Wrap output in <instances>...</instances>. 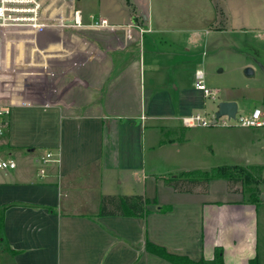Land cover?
Here are the masks:
<instances>
[{"label": "crops", "instance_id": "obj_1", "mask_svg": "<svg viewBox=\"0 0 264 264\" xmlns=\"http://www.w3.org/2000/svg\"><path fill=\"white\" fill-rule=\"evenodd\" d=\"M87 2L85 22L109 26L0 29V97L13 103L0 147L17 161L0 170V264H176L148 243L204 264H259L264 123L182 117L207 107L196 82L209 52L260 34L264 0ZM223 100L239 111L234 92ZM48 152L59 161L44 164ZM223 168L249 172L256 190L222 177L205 193L167 183ZM134 195L149 201L146 216L112 214L109 201L101 214L103 198Z\"/></svg>", "mask_w": 264, "mask_h": 264}, {"label": "rangeland", "instance_id": "obj_2", "mask_svg": "<svg viewBox=\"0 0 264 264\" xmlns=\"http://www.w3.org/2000/svg\"><path fill=\"white\" fill-rule=\"evenodd\" d=\"M75 6L83 8L86 12L88 8H95L94 4L88 3L87 0H76ZM259 35L248 32L235 36V45L226 48L220 46L219 49L209 52L208 61L203 65L205 72V84L211 91H217L216 99L207 98L206 109L200 112L210 119L216 111L218 104L223 101L225 92H234L235 95L242 99L238 116L250 114L256 106L264 112V98L261 99L259 91L264 90V28L259 31ZM252 68L255 72L253 76H247L245 70ZM263 97V95H262ZM264 116H262V119ZM226 120L229 123H237L236 120H228L222 117L219 120L221 125ZM222 178L228 180L229 189L254 191L256 185L251 180L249 183L244 178L242 183L233 181L235 176L240 174L231 173L229 176ZM190 178H196L201 183L197 188H193L196 192L205 193L209 190L210 182L214 178L209 176H200L199 174L191 175ZM242 176V174H241ZM217 178V177H215ZM228 178H232L229 181ZM259 264H264V211L261 212L259 225Z\"/></svg>", "mask_w": 264, "mask_h": 264}, {"label": "built area", "instance_id": "obj_3", "mask_svg": "<svg viewBox=\"0 0 264 264\" xmlns=\"http://www.w3.org/2000/svg\"><path fill=\"white\" fill-rule=\"evenodd\" d=\"M76 1V0H75ZM75 1L71 0H0V29H24L31 31H39L46 28H58L63 30H74L84 26L103 27L109 26V22L105 18L93 20L91 17L89 23L85 22L83 12L74 5ZM1 36V34H0ZM2 38L0 37V63L2 58ZM196 87L202 90L205 96L216 99L217 92L211 91L203 80L196 82ZM13 103L7 101L5 96L0 97V144L6 134L9 117ZM228 120H236L241 126L254 127L263 125L262 110L255 108L248 115H240L238 113L234 118L223 116ZM215 114L207 119L202 113H194L182 117L183 124L188 127L202 126L208 127L213 125ZM222 118V117H221ZM219 118L217 123L219 124ZM223 125L230 124L226 120ZM59 161L54 158L53 152H48L43 158V163ZM17 168V161L12 156H3L0 147V170L10 171ZM40 172L45 173V168H41Z\"/></svg>", "mask_w": 264, "mask_h": 264}, {"label": "trees", "instance_id": "obj_4", "mask_svg": "<svg viewBox=\"0 0 264 264\" xmlns=\"http://www.w3.org/2000/svg\"><path fill=\"white\" fill-rule=\"evenodd\" d=\"M226 171L227 170L225 168H223L221 170L219 169L213 173H208L207 176H209L210 178H215V177L227 176L226 174H228V176H229L231 173H234V172H226ZM241 171L237 174H240L239 177H241L240 178L241 180L244 178V180L246 181V179L251 174L249 172L243 173ZM234 174H236V173H234ZM241 174H242V176H241ZM188 175H194V173H191ZM229 177H231V176H229ZM235 177H237V176H235ZM228 179H229V181L232 180V178H228ZM233 181L237 182L238 180H236L234 178ZM242 182H244V181H242ZM167 183L169 185L173 186L178 191H189L190 189L193 190V188L196 185L200 184L201 182H200V180H197L196 178L172 177V178L168 179ZM107 201L113 202L115 204V206L118 208V210H117L118 212L117 211L111 212L112 214L121 213L122 215H133V216L144 217L148 213L146 205L149 201L142 195L105 197V198H103V202H102L101 214L106 213V202ZM154 202L156 203V199L154 200ZM5 209H6V207H4L2 212H0V251H2L4 249L1 232H2V229L4 227V222H5V215H4ZM148 247L151 248L153 251H155V253L163 256L164 258H166L169 261L174 262L176 264H204L205 263L203 259L196 262L187 256H178V255L167 253L164 248H162L161 246L154 245L152 243H148ZM251 264H257V258H255L251 262Z\"/></svg>", "mask_w": 264, "mask_h": 264}, {"label": "water", "instance_id": "obj_5", "mask_svg": "<svg viewBox=\"0 0 264 264\" xmlns=\"http://www.w3.org/2000/svg\"><path fill=\"white\" fill-rule=\"evenodd\" d=\"M75 1V0H71ZM247 76H253L254 70L252 68H247L245 70ZM238 112V102L235 100H223L218 104L216 111L214 112L216 118L213 119V123H217L218 119L223 116H228L229 118H234ZM264 197V196H263Z\"/></svg>", "mask_w": 264, "mask_h": 264}]
</instances>
